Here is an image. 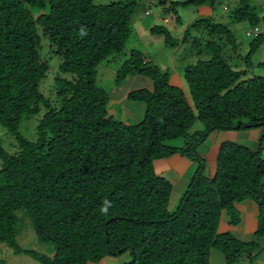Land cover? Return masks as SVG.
<instances>
[{"label": "trees", "instance_id": "obj_1", "mask_svg": "<svg viewBox=\"0 0 264 264\" xmlns=\"http://www.w3.org/2000/svg\"><path fill=\"white\" fill-rule=\"evenodd\" d=\"M93 1L0 0V126L18 146L10 154L0 141V243L39 264L99 263L124 254L130 260L123 264H210L211 249L225 264L255 251L249 256L253 263L264 248L220 231L224 217L228 228L239 225L238 209L251 200L257 208L254 235L264 236V134L256 151L222 143L214 175L197 150L212 132L264 128V78L242 79L263 39L251 40L245 69L236 71L222 52L224 46L238 49L227 25L203 18L187 26L180 42L191 28L224 40L223 47L209 41V59L184 68L188 96L140 52L130 51L115 72V85L139 76L152 82V90L127 94V101L143 108L142 119L129 125L112 117V96L96 86V77L101 62L122 53L137 2L94 6ZM156 1L179 26V9L219 0ZM238 3L230 23L253 28L264 21L246 0ZM150 32L163 34L166 45L179 43L164 25ZM42 39L60 58L54 103L39 89L48 72L40 57ZM40 112L36 140L30 142L19 127L24 117ZM196 121L203 129L189 136ZM177 139H185L183 147L165 146ZM176 154L195 169L171 208L172 185L153 163ZM17 212L29 221L37 242L52 247L48 256L18 245Z\"/></svg>", "mask_w": 264, "mask_h": 264}, {"label": "rangeland", "instance_id": "obj_2", "mask_svg": "<svg viewBox=\"0 0 264 264\" xmlns=\"http://www.w3.org/2000/svg\"><path fill=\"white\" fill-rule=\"evenodd\" d=\"M123 0H94V6H105L113 2H122ZM137 5L135 11L131 17L130 21V35L125 43V47L121 54L115 55L108 58L107 60L101 62L97 68L96 86L100 89H104L109 96H112V101H117L110 103L108 106L109 111H111L112 117L116 120H120L125 124L133 125L138 123L142 119L143 108L137 103H132L127 101L125 98L132 89L143 88L147 86L144 84L148 83V79L143 77H135L133 79H127L128 82H124L122 86L117 87L115 85V72L118 70L121 63L129 58L130 51L136 50L140 52L143 60L149 65L157 66L162 72L168 75L169 84L180 88L183 90L186 96H188V88L184 80V68L190 65H194L197 60H208L209 55L205 49L206 44L209 41H213L220 44L223 47L224 40L211 39L208 36V31L204 28L201 29H189V36L187 41L180 42L185 28L190 26L193 22L198 19L212 18L214 23H219L227 25L228 28L235 34L236 41L238 43V49L236 53L234 51H228L229 46H224L223 54L226 55L227 60L236 71L244 70V60L243 57L246 55V50L248 49L249 43L253 38H247L245 36V31L250 28L247 23H230L229 16L238 6L240 0H219L213 6L207 5L204 7L212 8L209 15H200L201 10L199 8H187L179 9L178 15L181 19V24L178 26L174 20V17L170 15H164L162 13V6L156 0H135ZM172 1H182V0H172ZM247 3L255 8L257 12L264 13V0H246ZM202 7V8H204ZM150 15H146V12ZM264 18V17H263ZM168 20L167 23H163V20ZM166 26L170 29L171 36L173 39L179 41L176 46H169L165 44V39L161 33H151L150 29L154 26ZM256 27H264V21L258 23ZM262 32V31H261ZM39 34L42 35V31L39 30ZM261 34V33H260ZM262 40V35H259ZM224 39V38H222ZM228 50H227V49ZM54 46L50 47V44L46 39L41 40L40 57L41 60L48 65V72L45 79L40 84V92L45 96L47 100L53 102L58 100L56 92L54 90V78L59 74L60 58L53 52ZM258 55L255 54L251 58L252 67L248 70L247 76H243L242 79L251 78L254 76H261L264 78V71L259 70L256 66ZM66 78H70L68 75H64ZM130 80V81H129ZM140 80V81H139ZM142 80V81H141ZM143 82V83H142ZM143 84V85H142ZM148 89H151L148 87ZM111 101V102H112ZM54 103V102H53ZM134 105V106H133ZM138 106V109L135 107ZM135 108L136 110H133ZM43 113V110H42ZM42 117L41 112L36 116L24 117L22 119L21 125L19 127V133L25 137L28 141L34 142L36 140V127L38 122ZM203 125L201 122L196 121L192 129L189 131V136L198 130H202ZM261 129V134H264V128L247 129L246 132L248 136H253L257 130ZM219 132V131H218ZM224 133V131H220ZM262 134V136H263ZM210 135V134H209ZM260 137V139L262 138ZM209 137V136H208ZM0 141L2 147L10 154L18 151L17 143L11 134L7 132L6 129L0 126ZM185 139H177L165 143V146H182ZM221 140L216 149L219 148ZM235 144V143H234ZM240 145V144H239ZM241 147H246L240 145ZM179 148V147H174ZM247 148V147H246ZM170 159H162L159 161H164ZM194 165V164H193ZM154 170L156 174L160 173V168L155 167L153 163ZM163 167L166 169L168 174L174 175L176 171L171 168L170 165L164 164ZM194 167V166H193ZM264 188V179H263ZM186 185H179L177 189L173 191L170 197V201L174 204L171 208L175 207L178 203L180 196L184 192ZM251 200H246L241 203L239 210V216L241 217V223L235 227H230L228 232L231 233L238 240L243 243L256 242L259 248H264V236L257 239L254 235L256 229V215L245 213L244 206ZM238 207V205H237ZM244 211H243V210ZM19 217V229L20 234L17 236L18 245L25 250H34L37 253L43 255H49L51 246L43 245L37 242L31 231L29 221L22 217L21 212H17ZM21 219V220H20ZM220 231V227H219ZM223 231V230H222ZM220 231V232H222ZM256 254V252H244L239 254L237 259L233 264H264V252L257 256L253 263H250L249 256ZM130 260L128 254L121 255L119 257H106L99 263L90 264H123ZM0 264H39L30 258L26 254L15 255L13 252L4 244L0 243ZM210 264H225L224 256L216 249H211L210 252Z\"/></svg>", "mask_w": 264, "mask_h": 264}, {"label": "crops", "instance_id": "obj_3", "mask_svg": "<svg viewBox=\"0 0 264 264\" xmlns=\"http://www.w3.org/2000/svg\"><path fill=\"white\" fill-rule=\"evenodd\" d=\"M199 9H204V10H201L200 15L206 16V15H209L211 12V10L208 7H204V8L201 7ZM263 15H264V13H263ZM250 29H251V27L249 29H247L246 31H248ZM260 33H259V35H262V37H263L262 43L257 48L256 52L252 55L251 58H253L254 55L257 54L258 57H257L256 66L259 68V70L264 71V27L260 29ZM247 52H248V49L246 50V54H247ZM252 67H254V66L252 65V62H251V68ZM132 79L134 80V78H132ZM126 82H128L127 79H126ZM144 84H146L147 86H144L143 88H134L131 91L136 90V89H147L149 91L152 90V82L150 80H148V83L145 82ZM148 87H150L151 89H148ZM113 102H117V101H112V103ZM260 130L261 129L257 130V132L255 134H253V136H251V135L248 136L247 135L248 132H246L247 130L224 131V133L212 132L209 135V137L206 139V141L198 148L197 152H198L200 157H202L206 160L207 165H208V169H209V173L211 175H214L215 167H216V154L218 151V149H216L215 146H217L219 144V140H221V144L226 143V142H231V143H235L237 145H239V144L244 145L248 149H250L251 151H256L260 137L263 134V132L261 134L262 130L261 131ZM182 143L184 145V142H182ZM183 145L182 146L177 145L174 147L181 148V147H183ZM262 158L264 159V142H263ZM154 163H155L156 169L160 168V170H161L160 173L157 175L160 177H163L164 179L169 181L170 184L172 185L171 195L173 194V191L178 188L179 185H183V188H184V186L188 182L191 174L194 172V169H195V166L190 161H188L186 158L181 157L178 154L170 157V159H168V160L155 161ZM164 164L170 165L171 168L176 171V173L174 175L168 174L166 169L163 167ZM170 205L173 206L174 204L170 201ZM244 210H245V213L248 214L250 212V214H253V215H256V212H257V208L252 201L245 204ZM228 229L229 228L227 226V218L224 217L221 220V231L223 230L225 232V231H228Z\"/></svg>", "mask_w": 264, "mask_h": 264}, {"label": "built area", "instance_id": "obj_4", "mask_svg": "<svg viewBox=\"0 0 264 264\" xmlns=\"http://www.w3.org/2000/svg\"><path fill=\"white\" fill-rule=\"evenodd\" d=\"M145 14L150 15V13L148 11ZM167 22H168V20H163V23H167ZM259 33H260L259 28L253 27L250 30L245 32V36L247 38H257V36H259Z\"/></svg>", "mask_w": 264, "mask_h": 264}, {"label": "clouds", "instance_id": "obj_5", "mask_svg": "<svg viewBox=\"0 0 264 264\" xmlns=\"http://www.w3.org/2000/svg\"><path fill=\"white\" fill-rule=\"evenodd\" d=\"M164 20H166V19H164Z\"/></svg>", "mask_w": 264, "mask_h": 264}]
</instances>
